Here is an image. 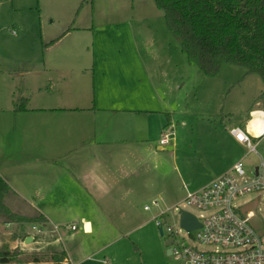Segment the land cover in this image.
<instances>
[{"label":"rangeland","instance_id":"rangeland-1","mask_svg":"<svg viewBox=\"0 0 264 264\" xmlns=\"http://www.w3.org/2000/svg\"><path fill=\"white\" fill-rule=\"evenodd\" d=\"M263 90L260 75L247 73L242 65L224 62L210 76L192 63L154 0H0L2 176L11 175L15 183L23 184L25 175H35L26 188L30 193L38 190V177L54 179L58 175L67 184L65 174L80 169L69 160L97 158L102 159L100 164L81 166V170L109 173L114 180L107 196L96 198L95 208L111 211L117 228L106 223L105 229L83 236L81 229L71 228L69 220L62 226H56V220L55 225L39 224L44 232L53 230V235L41 236L54 240L45 251L51 246L66 250L69 264H184L182 258L167 253L169 226L177 232V239L184 238L201 250H215L217 245L193 239L196 231L189 235L179 230L175 207L184 205L198 216L211 213L213 209L188 205L187 192L198 190L240 159L248 172L260 164L264 138L257 152H249L232 138L229 129L241 126L253 109L264 110L263 101L255 102ZM107 96L117 106L147 112L145 136L130 135L128 142L103 149H78L64 158L61 167L46 165L45 171L38 164L14 166L34 159L35 153L42 155L34 144L23 148L18 128L45 126L53 131L56 124L72 120L45 123L41 113L25 107L61 105L70 99L89 105L103 102ZM166 123L174 125L176 140L160 145ZM259 125L261 119L254 127ZM63 167L65 172H61ZM69 185L73 198L68 200L79 204L93 201L82 197L74 184ZM31 195L30 200L41 201ZM52 199L59 202L57 197ZM234 202L244 206L245 213L254 212L251 222L264 240V192L252 191ZM145 203L151 209H145ZM170 206L169 214L158 216ZM103 213L99 215H108ZM157 220L164 223V236ZM26 226L32 228L33 224L27 222ZM13 230L12 226L0 228V251L14 249ZM107 242L108 246L97 250Z\"/></svg>","mask_w":264,"mask_h":264},{"label":"crops","instance_id":"crops-1","mask_svg":"<svg viewBox=\"0 0 264 264\" xmlns=\"http://www.w3.org/2000/svg\"><path fill=\"white\" fill-rule=\"evenodd\" d=\"M256 104H260V102ZM25 110L41 113V117L47 119L45 123L53 124L51 119L58 121L61 118H71L72 120L63 123V125L56 124V128H54L53 131H49L45 126L38 128L32 126L18 128L17 133L22 135L21 139L24 141L22 143L23 148L27 149L30 144H34L35 147L38 146L37 148L42 154L37 155L35 153L34 159L14 165L19 168L37 164L41 165L43 171H45L44 166L46 165L58 168L62 166V161L67 155L72 154L78 149L81 150L86 147L107 148L111 144L128 142V136L130 135H134L136 138H142L145 136L142 132L146 133L145 130H149V127L144 122V117L147 115V112L139 108L117 106L109 96H107L103 102L90 103L89 105L70 99L61 105L35 108L25 107ZM255 112H258V115H254ZM69 115L75 116L72 118ZM258 119H261V123L264 122V110L261 108L253 109L241 126L237 127L252 130L257 133L258 128H255L254 125L257 123ZM261 126L262 125H259L258 127L260 128ZM231 129L232 128L229 129L230 135L236 142H238L232 134ZM47 152H50V154L47 155ZM92 156L94 157L95 155ZM101 161L102 159L97 158L93 160H88L86 158H84V160H74L73 158L72 160H69V162L71 165H79L80 169L78 171L77 168V173L68 171L65 174L67 184L63 181L64 179L57 174L54 179H49L48 176H37L40 181V185H38L39 188L30 193H27L26 188L28 189L30 186L29 181L35 175H33V177L29 174L25 175V180L23 179V181H26V183L23 184L15 183L11 175L10 178L7 179L3 176L11 186V191L5 198L8 207L13 212L26 217L33 218L42 216L44 218L42 221H29L32 222L33 226L32 228H28L26 226V221L23 223L11 222L6 221L4 217L0 216V228L11 226L14 228L11 237L12 247L14 248L12 250L18 249L21 251L18 255V259L20 258L21 261H16L15 259V261L6 264H53V256L57 254V252L60 253L62 251L66 253V258L61 264H69V254L66 250L57 249L51 246L53 249L48 247L45 251V246L54 244V240H43L41 239V236H48L49 234L53 235V230L51 232H44L39 224L47 226L50 222L55 225L56 223L54 220H56L59 222L56 226H62L65 224L63 223L65 220H69L71 228L72 225H76V229H72L76 232L81 229L83 236L91 235L96 229H105L106 223L117 228V225L112 220L113 217L109 215L112 214L111 211L103 213L102 208H95V201H97L96 198L99 197V195L100 197L107 196L106 191L109 188H112L110 184L114 180L109 178L111 175H108L109 173L91 174L88 171L83 172L81 170V166L86 167L91 163L100 164ZM231 167L228 170H230ZM61 169H63L61 172H65L64 167ZM69 183L74 184L77 192L80 193L82 197L93 198V201L89 202V204H87V202L79 204L78 202L73 201V199L68 200L67 198H73V193L69 191L71 188ZM58 186L60 188L57 190ZM52 188L57 190L58 193H56L57 191L51 192ZM29 194H32L31 196L34 198H41V201H38L37 203V201L34 202L30 200ZM55 197L58 198L59 202L52 199ZM69 204H73L74 210H70ZM101 213L108 215L103 217L102 215H99ZM34 225H36L37 228H34ZM29 236L33 239L31 242L27 243L25 239ZM106 246H108V242L104 245L102 244L97 250H102ZM77 248L79 249V245ZM35 258H39L36 259L39 261H36Z\"/></svg>","mask_w":264,"mask_h":264},{"label":"trees","instance_id":"trees-1","mask_svg":"<svg viewBox=\"0 0 264 264\" xmlns=\"http://www.w3.org/2000/svg\"><path fill=\"white\" fill-rule=\"evenodd\" d=\"M154 1L188 59L207 75H216L224 62H230L259 74L264 82V0ZM260 101H264V90L255 102ZM10 191L0 173V216L18 223L44 220L13 212L5 202ZM20 252L6 247L0 251V264L21 261ZM53 258V264H61L66 253L57 252Z\"/></svg>","mask_w":264,"mask_h":264},{"label":"built area","instance_id":"built-area-1","mask_svg":"<svg viewBox=\"0 0 264 264\" xmlns=\"http://www.w3.org/2000/svg\"><path fill=\"white\" fill-rule=\"evenodd\" d=\"M232 134L238 142L243 144L249 152H257V146L264 138V122L258 127V132L246 130L241 127L231 129ZM176 131L173 124H167L160 135V145H167L175 140ZM186 189L188 185H184ZM264 192V158L260 164L256 165L249 172L246 170L242 159L236 161L230 170L219 175L211 182L202 186L198 190L188 191L186 203L203 209H213L207 215L198 216L184 205H177L179 230H185L187 234L196 231V239L203 243L215 244V250H201L196 245L189 243L182 238L177 239V232H173L171 226L168 231L171 234L166 238H173L171 254L176 258H182L184 264H264V240L253 226L251 219L254 217L253 211H247L242 205L235 204L234 200L249 192ZM153 205L160 208V203L153 200ZM145 209L151 206L144 204ZM172 207H167L160 211L159 215L169 214ZM187 210L193 212L201 226L194 230H187L180 224V212ZM157 219V217H155ZM159 227L164 223L157 220ZM34 228H37L34 225ZM76 229V225H72Z\"/></svg>","mask_w":264,"mask_h":264},{"label":"water","instance_id":"water-1","mask_svg":"<svg viewBox=\"0 0 264 264\" xmlns=\"http://www.w3.org/2000/svg\"><path fill=\"white\" fill-rule=\"evenodd\" d=\"M180 224L182 227H184L187 230H194L196 228H199L201 226V222L199 221V219L197 218V216L191 212V211H187V210H181L180 212ZM159 232L161 234V236H164V231H163V227H159ZM32 237L29 236L28 238L25 239V241L31 242L32 241ZM173 241V238H166L165 241V246L167 247V253L171 254V247L169 246Z\"/></svg>","mask_w":264,"mask_h":264}]
</instances>
